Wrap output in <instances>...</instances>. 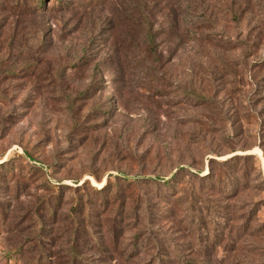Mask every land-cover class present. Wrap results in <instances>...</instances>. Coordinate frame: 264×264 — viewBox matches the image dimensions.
<instances>
[{
	"label": "rangeland",
	"instance_id": "1",
	"mask_svg": "<svg viewBox=\"0 0 264 264\" xmlns=\"http://www.w3.org/2000/svg\"><path fill=\"white\" fill-rule=\"evenodd\" d=\"M39 1L0 0V264H264V0Z\"/></svg>",
	"mask_w": 264,
	"mask_h": 264
},
{
	"label": "trees",
	"instance_id": "2",
	"mask_svg": "<svg viewBox=\"0 0 264 264\" xmlns=\"http://www.w3.org/2000/svg\"><path fill=\"white\" fill-rule=\"evenodd\" d=\"M53 1H56V0H53ZM58 1V7H56V8H60V7H62V2H63V0H57ZM41 4H43V0H41V1H39V4H38V9L40 8V6H41ZM69 8H71V7H69ZM152 40V39H151ZM76 209V207H74L73 208V210H75Z\"/></svg>",
	"mask_w": 264,
	"mask_h": 264
}]
</instances>
